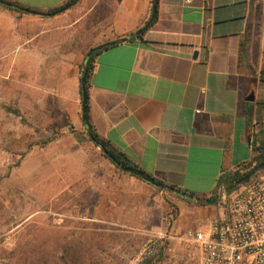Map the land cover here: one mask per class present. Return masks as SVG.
<instances>
[{
  "label": "crops",
  "instance_id": "crops-1",
  "mask_svg": "<svg viewBox=\"0 0 264 264\" xmlns=\"http://www.w3.org/2000/svg\"><path fill=\"white\" fill-rule=\"evenodd\" d=\"M7 1L42 15L0 6L1 50L59 48L65 33L80 50L116 42L93 61L90 123L157 182L211 199L223 174L264 147V0H155L140 37L154 0H78L52 17L44 13L68 0ZM84 58L71 62L69 92L58 96L81 125ZM170 192L179 224L192 222L188 210L214 207Z\"/></svg>",
  "mask_w": 264,
  "mask_h": 264
},
{
  "label": "rangeland",
  "instance_id": "rangeland-1",
  "mask_svg": "<svg viewBox=\"0 0 264 264\" xmlns=\"http://www.w3.org/2000/svg\"><path fill=\"white\" fill-rule=\"evenodd\" d=\"M60 40L59 48L0 49V264H139L149 255L163 264L171 235L206 226L224 207L188 210L192 222L179 224L169 190L104 157L77 108L58 97L69 92L71 62L90 50L68 33ZM259 177L264 171L251 179Z\"/></svg>",
  "mask_w": 264,
  "mask_h": 264
},
{
  "label": "built area",
  "instance_id": "built-area-1",
  "mask_svg": "<svg viewBox=\"0 0 264 264\" xmlns=\"http://www.w3.org/2000/svg\"><path fill=\"white\" fill-rule=\"evenodd\" d=\"M217 190L223 214L171 235L163 264H264V177Z\"/></svg>",
  "mask_w": 264,
  "mask_h": 264
},
{
  "label": "trees",
  "instance_id": "trees-1",
  "mask_svg": "<svg viewBox=\"0 0 264 264\" xmlns=\"http://www.w3.org/2000/svg\"><path fill=\"white\" fill-rule=\"evenodd\" d=\"M77 1L76 0H68L64 5H62V6L58 7V8H55V9H51V10L47 11L46 13H44V15H47V16H50V17H52L54 15H58L66 7L70 8L72 6V4L74 2H77ZM0 6H2L5 9H8V10L17 11L19 13H29V14H35L36 13L34 10L20 7L17 4H15L13 2H10V1H7V0H0ZM149 25H151V23ZM138 32H140V33L138 35H136V34L133 35V37H140V35H142L145 32V29L142 28ZM133 37H130L128 39V41H132ZM104 48H106V47H104ZM99 52H100V50H95V51L91 52L90 54H88L89 53L88 52L85 55L84 62H83V64L80 67V79H81L82 76L85 77V82H84V86L83 87H84V89L86 91V94L88 93V80H89V78H90V76L92 74V70H93V61H94L95 56ZM80 95L82 96V87H81V85H80ZM84 115H85V121L84 122L82 121V125H83V128H84L85 134L87 135L89 141L95 147L100 148V150L102 151V154L104 155V157L107 160H109L111 164H113L118 169H120V167H123V168H132V169H136V170L141 171L127 157H125L122 153L118 152L114 147H112V145L109 142L101 139L95 133V131H94V129H93L91 123H90L88 101H87V106H86V110H85ZM254 151L257 152V156H255L252 159V161L248 162V165H251L252 163L255 164L253 168L248 169L245 172H241L240 167H239L238 169H236L234 171H231V172L223 174L221 176V178L219 179V185L218 186H220V185L224 186L228 193H231L235 189H237L240 186V185H236L237 181L242 179L252 169H255L259 164L264 162V147H259L257 149H254ZM260 171H264V169L257 170L255 173L260 172ZM129 174H131V173H129ZM131 175L134 176L133 174H131ZM139 180H141V179H139ZM142 182H144V181H142ZM244 183H246V182H244ZM244 183H242V184H244ZM145 184H147V183H145ZM157 189H160V188H157ZM166 189L169 190V191L177 192L182 197L185 196L186 197V199H185L186 201L193 202L197 206H206V200L207 199H201V198H199V197H197L195 195H192V194H189V193H185L184 191L176 190V189H174V187H171V186L166 187ZM163 255H164V246L160 247L155 253V256L158 257V261L159 262L162 261ZM153 259H154V256H150V255L148 257L145 256V257H143V260L139 264H153L152 263Z\"/></svg>",
  "mask_w": 264,
  "mask_h": 264
},
{
  "label": "water",
  "instance_id": "water-1",
  "mask_svg": "<svg viewBox=\"0 0 264 264\" xmlns=\"http://www.w3.org/2000/svg\"><path fill=\"white\" fill-rule=\"evenodd\" d=\"M75 3L76 2H74L72 5H74ZM66 9H68V7H66L64 10H66ZM154 13H155V0H154V3H153V9H152L151 16H150L147 24L145 25V27H143V29H146L149 26V24L152 22V20L154 18ZM35 14L42 15L40 13H35ZM139 33L140 32L136 33V35H138ZM125 41H126V39L123 40V42H125ZM115 44H116V42H110V43H107L105 45H100L98 47H95V48L91 49L88 54H90L91 52H93L95 50H102L104 47L114 46ZM84 82H85V77L82 76L81 79H80V85L82 87L81 107H82V113H83V115H82V121L83 122L85 121V115H84V113H85L86 106H87V94H86V91H85V89L83 87L84 86ZM247 100L248 101H253V97L250 96ZM120 169L122 171H124V172L133 174L135 177L141 179L142 181H144L145 183L149 184L152 187L160 188V189H165L166 188L165 185H163L162 183L157 182L156 180H154L150 176L146 175L142 171H139V170H136V169H132V168H123V167H120ZM261 169H264V162L261 163V164H259L255 169H252L242 179H240L239 181H237L236 185H241L242 183L249 181L251 179V177L254 175V173L257 170H261ZM183 197L186 199L185 196H183ZM217 201H218V194L214 195L211 199H207L206 200V205H213Z\"/></svg>",
  "mask_w": 264,
  "mask_h": 264
}]
</instances>
